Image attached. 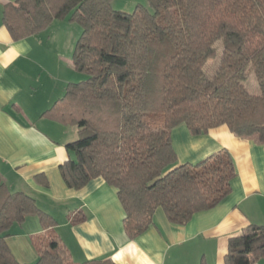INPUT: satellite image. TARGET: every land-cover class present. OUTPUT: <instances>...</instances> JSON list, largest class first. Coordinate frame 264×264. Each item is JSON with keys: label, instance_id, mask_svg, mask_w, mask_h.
<instances>
[{"label": "trees", "instance_id": "1", "mask_svg": "<svg viewBox=\"0 0 264 264\" xmlns=\"http://www.w3.org/2000/svg\"><path fill=\"white\" fill-rule=\"evenodd\" d=\"M112 0H17L2 23L13 41L34 36L54 20L81 28L72 66L87 79L66 86L43 114L76 126L69 159L59 167L64 185L81 190L102 179L117 192L126 236L134 240L160 208L174 225L218 206L231 191L234 163L226 150L195 164L176 165L171 132L185 125L191 137L226 126L235 137L264 144V0H147L130 14ZM221 42L215 75L204 74ZM251 70L260 94L245 82ZM36 216L43 233L32 240L36 264H113L71 261L55 234L56 221L28 196L0 184V264H19L5 240L13 225ZM81 213L70 223L84 222ZM264 260V226L249 225L228 240L224 264ZM201 264H204L203 262Z\"/></svg>", "mask_w": 264, "mask_h": 264}, {"label": "crops", "instance_id": "2", "mask_svg": "<svg viewBox=\"0 0 264 264\" xmlns=\"http://www.w3.org/2000/svg\"><path fill=\"white\" fill-rule=\"evenodd\" d=\"M15 1L0 0V184L11 194L28 196L56 221L54 232L74 263L224 264L230 238L249 225L264 226V144L235 137L226 126L197 137L183 124L174 128L176 165L229 152L235 169L230 194L185 225L171 224L158 208L146 232L128 239L114 188L94 179L81 190H71L60 177L59 167L69 159L66 146L77 141L78 128L43 117L79 74L72 66L71 49L81 32L75 36L78 31L70 27L75 24L54 20L39 34L13 41L2 13ZM133 5L147 8L148 2L136 0ZM77 212L86 219L72 225L68 215ZM42 233L36 216L7 232L5 242L19 264L37 263L32 240Z\"/></svg>", "mask_w": 264, "mask_h": 264}, {"label": "rangeland", "instance_id": "3", "mask_svg": "<svg viewBox=\"0 0 264 264\" xmlns=\"http://www.w3.org/2000/svg\"><path fill=\"white\" fill-rule=\"evenodd\" d=\"M134 1L136 0H112L111 6H112V9L115 11H121V12L130 14L134 10V7H133ZM143 1H146V0H143ZM147 7L149 9L148 5ZM57 24L58 23L56 22L54 26H56ZM70 27H74V29L78 31V33L77 32L75 33V36L76 34H79L81 32V28L76 24ZM221 46H222L221 42L216 43L215 45V48L217 50L216 57L209 60L204 67V74L206 78L208 79H211L215 75V72L218 68L220 57H221ZM71 50H74V49H71ZM86 79L87 77L83 74H78L76 78H71V80H74L72 81L73 83H80V82L85 81ZM259 84H260V79L257 76V72L255 70H251L249 73V77L247 81L245 82V86L248 92L251 95H259L260 94Z\"/></svg>", "mask_w": 264, "mask_h": 264}]
</instances>
